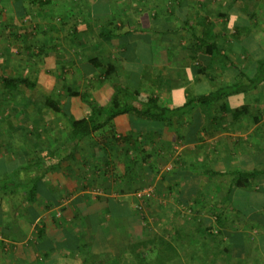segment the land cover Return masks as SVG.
<instances>
[{"label":"crops","instance_id":"obj_1","mask_svg":"<svg viewBox=\"0 0 264 264\" xmlns=\"http://www.w3.org/2000/svg\"><path fill=\"white\" fill-rule=\"evenodd\" d=\"M22 6L29 9L16 0L0 3V13L6 16L0 23L11 35L5 37L4 32L0 37V76L22 77L33 70L43 76L49 65L65 66L71 75L89 77L90 87L99 93L97 104L103 107L111 106L114 84L95 82L105 72L90 63L93 58L115 63L112 82L124 77L132 91L141 90V98L158 97L164 107L181 106L193 97L231 86L239 79L238 68L252 76L256 62L264 58V0H90L73 21H67L71 18L67 14L70 24L64 28L72 36L77 30L74 39L64 40L57 23L41 20L45 23L39 25L54 36L50 43L57 46L43 56L42 48L33 52L30 46L44 43H31L30 24L19 22L26 13ZM30 9L36 12V7ZM118 18L117 27L125 25L132 31L121 36L119 30L110 41L101 37L105 23ZM192 33L199 38L216 35L215 44L238 68L216 60L212 55L217 56V50L210 55L193 48ZM21 38L24 44L11 55L14 40ZM21 58L27 66L21 69L18 63L16 72L13 60ZM52 58L65 62L47 63ZM38 86L51 91L42 80ZM2 92L0 80V100ZM29 103L23 115L14 112L10 103L0 104L4 113H0V264H135L128 247L145 238L146 228L135 212L132 189L142 179H158L161 171L156 159L144 163L146 153L136 145L140 135H154L153 141L165 139L158 151L165 156L172 154L177 139H184L175 173L162 175L166 189L177 190L174 197L185 206L195 202L197 211L204 208L198 205L209 201L212 206L206 210L221 204L226 210L231 225L224 233L230 254L213 256V264H264V173L242 188L231 187V176L206 174L208 169L264 171V84L224 97L210 109L196 103L171 123L118 116L107 133L93 134L77 148L60 144L69 129L64 117L49 111L39 114L38 101ZM245 106L249 114L237 123L232 112ZM69 108L74 118L90 114L82 102H70ZM114 136L121 142H113ZM124 139L136 146L135 151L130 142L122 143ZM151 148L156 150L154 144ZM127 150L137 157L134 167L125 164ZM131 171L137 178L134 184L124 175ZM207 222L215 226L211 219Z\"/></svg>","mask_w":264,"mask_h":264},{"label":"trees","instance_id":"obj_2","mask_svg":"<svg viewBox=\"0 0 264 264\" xmlns=\"http://www.w3.org/2000/svg\"><path fill=\"white\" fill-rule=\"evenodd\" d=\"M19 2H26L29 3L31 7L35 5H41L48 6L52 5L51 3H54V0H16ZM90 2V0H58V5L62 6L65 5L66 12L59 11L56 9L55 16L51 18V20L57 24L56 26L60 27V24L67 25L70 24L68 22H71V20L68 17L67 14L71 16L75 11H79V13L84 12L87 7L86 5ZM70 4V5H69ZM21 5V4H20ZM28 8H23V10L26 11V13L21 14V21L25 24L26 22L30 21L29 19L32 18V11ZM43 12V9L40 8ZM74 11V12H72ZM45 12V11H44ZM48 16V14H47ZM45 17V19L47 18ZM67 22V23H66ZM117 22H121L118 18L117 20L107 21L105 23V29L101 32V37L107 38L108 41H110L112 38L116 37L121 30L122 34L121 36H125L129 34L132 30L129 28H126L125 25L123 27H117ZM72 25V24H71ZM74 25V24H73ZM72 25V26H73ZM44 25H40L42 27ZM71 26V28H72ZM76 26V25H75ZM39 27V26H38ZM36 25H34V28H38ZM66 28V26H64ZM78 27V26H77ZM45 28V33L42 31L43 29H40L38 32L40 34L37 37H32L30 34H35L34 30L31 28L32 33H28L27 37H32L33 40L31 43H34L37 45L39 43L43 44L42 47H33L30 46V48L33 50V52L39 48H42V55L47 54L49 55L54 51L56 47L52 46L50 43L53 41V35L50 32V29ZM120 28V29H119ZM123 30V31H122ZM134 30V29H133ZM43 32V33H42ZM69 34V35H68ZM75 35H77V30L74 31V34L72 36V33H65L64 40L70 39L72 36V39H74ZM208 35V34H207ZM35 36V35H34ZM44 37V38H42ZM52 37L51 39H49ZM212 38V39H211ZM192 47L197 50H203L208 52V54L212 55L214 53L216 55H212L218 59L220 62L223 61L224 63H229V65L232 68L237 69L238 67L232 63V60L228 58V56L225 54V52L218 47L215 44L216 41V35H212L210 37L204 35L203 37L199 38L194 33H192ZM46 42H48L46 44ZM71 40V39H70ZM212 41V43H210ZM49 44V45H48ZM61 46V45H60ZM56 50V49H55ZM213 50H217V52H212ZM32 52V53H33ZM198 51H196V56H193V61L197 58ZM34 57H37L36 54H34ZM32 57V58H34ZM46 57V56H45ZM38 58L40 56L38 55ZM215 58L212 60L215 61ZM43 63L46 59H43ZM31 61V60H29ZM32 63L35 62V59L31 61ZM36 62L39 63L38 59H36ZM90 63L96 68H101L102 73L101 76L97 77V81H95L97 84H103L104 82L107 83H113V90L110 94L111 96V106L109 107H103L97 104V100L99 99V93H95V88L90 87L89 83V77L88 76H79L78 79L73 78L72 81H69L67 83L61 81L62 78L61 75H64L63 73H67V69L65 66H62L61 68H57L53 72V77L55 78L54 82L56 83L53 87H51V91L45 92L42 90H38L39 83L42 80L41 75H37L34 72H30L26 76L22 77H9L6 74H3L0 76L1 85L3 87V92L1 93L2 99L0 100V104L2 102L10 103L12 105V109L14 112H19V114H27V111L31 103L29 101H38L36 110L40 112L45 116L47 113L46 111H49L54 114H58L61 117L65 118V122L69 123V129L63 136L62 140L60 141L61 146L65 147H75L77 148L79 144L90 137L93 134L98 133H107L105 130L106 128L113 126L110 125L113 120L122 115H126L128 117H136L140 120H146V121H154V122H162V123H171L174 119L180 118L185 116L189 111L193 110V105L198 103L203 107H206L208 109L211 108V105L213 103L218 102L220 99L224 97H228L234 94H237L241 92L242 90H255L260 85L264 84V58L259 59L256 62V72L252 76H246L243 75L240 68L239 70V79L235 83H233L231 86H226L224 88L219 89L216 92H212L206 95L193 97L192 99H189L186 104L176 107H164L160 105V100L158 97L149 96L145 98L142 97L141 90H133L128 86L125 85L127 79L124 81V77L119 79L117 83L112 82L113 78H115V75L113 76L114 72L117 70L115 63L111 61L110 59H103L100 60L99 58H93L90 59ZM74 76L71 74H65L63 78L67 77L68 80H70V77ZM76 76V75H75ZM74 76V77H75ZM243 79L246 80L245 85H243ZM53 80V79H52ZM43 81V80H42ZM59 81L62 83L60 85ZM60 86V87H58ZM37 88V89H36ZM99 89V87H97ZM40 93V97L35 99L29 97L28 94H33V92ZM61 90V91H60ZM70 98H77L79 101L82 102V104L86 105L89 108V116L88 117H80V118H74L71 113H69V103L66 102V105L64 106L61 102L62 99V93ZM28 95V96H27ZM26 101V104H20L18 105V101ZM132 101L133 103H130ZM138 103L139 106L133 105L134 103ZM249 107H242L241 109H236L232 112L233 119L237 121V123L240 122V119L249 114ZM30 113H28L29 115ZM107 116V120H104V117ZM113 132V131H109ZM114 133V132H113ZM112 134V133H111ZM152 136L154 135H140L139 139H136V145L140 149H142V152H145V158L144 163H151L155 159L154 156H156V150L154 148H151V142H152ZM113 142L116 143L121 142L122 139L116 138L115 136L112 138ZM99 141H101V137H99ZM127 142L125 139L122 141V143ZM136 158L130 156L129 151L127 150V153L124 157L125 164L131 165L134 167L136 165ZM152 167V166H151ZM127 172L130 170L129 168L126 169ZM264 173L263 170H253V171H240V170H233L225 173H219V172H213L209 169L206 171V174L208 176H231L233 178V185L232 188H242L246 185H250L254 180ZM126 177V180L128 179L131 183L136 178V175L132 174V171L129 173L124 174ZM140 179V177H138ZM142 182L138 181L137 186H134L132 189V194H134L136 200L138 203L140 200H147L150 197L143 196L138 197L137 193L142 191L143 189L148 188L145 182L148 180H141ZM163 181V180H162ZM149 182V181H148ZM134 184V183H132ZM151 185V184H150ZM2 188L0 187V190ZM152 194V193H151ZM149 196V195H148ZM136 201V208L135 212L138 211V203ZM221 207V205L219 206ZM218 207V208H219ZM191 208V207H190ZM218 208H214L215 210L214 214H212L215 217V226H210L207 228H201L198 230V232L201 234L202 238L207 239L206 243H200V241H196L193 239L192 234H188L181 228L173 227V224L175 223L173 221L175 217V213L172 212V214L167 213H160L157 216L158 225L160 222H162V227L159 229L158 232H154L153 234H149L144 236V239H141L139 242H135L129 245L128 251L130 255L133 256V260L135 264H175L178 259L181 257L184 258V262L186 264H213V256L214 257H221L223 255L230 254V251L228 249L229 242L226 241L225 237L227 233H224L228 226H230V220L226 217V210H219ZM195 211V210H194ZM142 221L147 224L148 219L146 217L142 218ZM234 222L232 221V224ZM145 225V224H144ZM177 228V229H175ZM215 246L216 248H214ZM227 246V247H226ZM1 249V248H0ZM2 251H0L1 253Z\"/></svg>","mask_w":264,"mask_h":264},{"label":"rangeland","instance_id":"obj_3","mask_svg":"<svg viewBox=\"0 0 264 264\" xmlns=\"http://www.w3.org/2000/svg\"><path fill=\"white\" fill-rule=\"evenodd\" d=\"M7 1V0H5ZM58 0H54V3H51L52 5H48V6H39L38 4L35 5L34 7H36V12H32V18H30L28 22V24H30V28H28V33H32L31 31V28L34 30L35 34H30L32 35V37H37L40 32H38L40 29H43L42 31H44V33L46 32L45 31V28H43L44 26L40 27V22L41 23H45V22H42L41 20H44L46 21V24L49 25L51 23V18H53L55 16V13H56V9H58L59 11H62L63 9V12L66 10H64V8L66 9L65 5H58L57 3ZM128 1V0H127ZM3 2V0H0V3ZM25 4L29 5V3H27V1L25 2ZM70 5V4H69ZM30 6V5H29ZM43 9V12L41 11V9ZM45 11V12H44ZM2 12V10H1ZM74 12V11H72ZM78 15V14H81L79 13V11L77 12H74L73 14H71V20L72 18L74 17V15ZM47 18L45 19V15H47ZM4 17H6L5 15H1L0 13V22L3 21ZM73 21V20H72ZM23 22V21H21ZM49 23V24H48ZM2 23H0V37H2L4 35V32L5 33V37H10V32H7V27H4ZM34 25H36L38 28H34ZM64 26L66 25H61L60 24V29H61V33H64L63 36H65V28ZM3 29V30H2ZM3 31V32H2ZM14 33L16 30H14ZM43 33V32H42ZM2 34V35H1ZM29 35V34H28ZM35 35V36H34ZM32 37H27L29 40H33ZM39 37V36H38ZM44 38V37H42ZM49 38V37H48ZM52 37H50L49 39H51ZM45 39V38H44ZM54 39V37H53ZM15 43L12 44V52L10 53L11 55H16V52L18 51V45H21L24 44V41L23 39L21 38V40L19 41H16L14 40ZM47 40H45L46 42ZM9 54V55H10ZM54 60H50L48 59L47 60V63L50 62V64L52 63H57L59 60L56 59V58H52ZM62 62H65V60L62 58H60V63H57L56 65H62ZM18 63H22L21 65V69L22 68H26L25 63L26 61L25 60H13V65H14V68L17 72V65ZM49 65V64H48ZM57 67V66H56ZM34 69V68H33ZM46 71H45V74L42 76V80H43V83H44V87L47 86V87H53L56 83L58 82H54L55 78H52L53 77V72L56 70V69H52V67L49 65L47 67H45ZM34 73H36L35 70H33ZM64 75L68 74V72L66 73H63ZM52 75V77H51ZM64 75H61L60 78H62L61 81L67 83L69 81H72L73 78L75 79H78L79 76H71L70 77V80L67 79V77L63 78ZM53 79V80H52ZM60 85H62V83L59 81ZM60 87V86H58ZM61 91V90H60ZM62 99L63 101L67 102L70 101V102H74V103H79L81 101H79L77 98H70L68 99V97L64 94V92L62 91ZM29 97L33 98V96L35 97V99L39 98L40 96V93H38L37 91L36 92H33V94H28ZM27 95V96H28ZM146 96V94H145ZM1 114H4L3 112H0ZM128 143L131 141H127ZM165 139L163 138H158L156 140H152L151 144L153 145L154 144V147H156V156L155 159L156 161H158L160 164L159 166H161V171L159 172V178L157 179L156 177L153 178V180L150 179V181L148 182H145L146 184H149L147 185L148 187H152L153 188V191L151 192L152 194H149V196L147 197H150L148 198L147 200H140V202L138 203L139 207H138V212L137 214L143 218V217H146V219H148V222L147 224L142 222V224L144 223L145 225H143V228L145 229V235L147 234H153L156 229L157 231L162 227V222L159 223L158 225V219H157V216L164 212V213H167V214H172V212L175 213V217L173 219V221L175 222L173 224V227H177V228H181L183 230H186L187 233L190 235L192 234L193 236V239H195L196 241H200V243H206L207 239L205 238H202L201 234L198 232L199 229L201 228H207V227H210L212 225H210V222H207V221H213L215 223V217L212 215L214 214L215 210H213L214 208H210L209 210H206L207 207H210L212 206V203L210 204V201H209V204H200L198 205V208L200 209L201 206L204 207L203 209L201 208V211H197V208L195 207V202L191 205H188V206H185L184 204H181L178 200H177V197H174V193H176L177 190L174 189L173 192H169L168 189H166L165 185H164V182L162 181V175L165 174V173H173L176 169H177V166L179 165L180 161H179V156H180V153H182V150H180L183 146H184V139H177L176 142L174 143L173 145V148H172V154L168 155V156H165V155H162L160 154L158 151H161L160 148L162 145L165 144ZM127 143V144H128ZM132 144V150L136 147L135 145ZM28 145V143H27ZM135 151V149H134ZM175 173V172H174ZM151 184V185H150ZM222 196V194H221ZM217 199H219V197H217ZM176 200V201H174ZM136 203V202H135ZM222 206V204H221ZM191 207V208H190ZM219 206H215V208H218ZM220 208V207H219ZM218 208V209H219ZM222 210H224V208H220ZM195 210V211H194ZM204 217L207 218V221L204 220ZM175 228V229H177ZM152 231V232H151ZM181 260L179 262H177L176 264H183L184 262V258H180ZM255 260V259H254ZM253 261V260H252Z\"/></svg>","mask_w":264,"mask_h":264},{"label":"built area","instance_id":"obj_4","mask_svg":"<svg viewBox=\"0 0 264 264\" xmlns=\"http://www.w3.org/2000/svg\"><path fill=\"white\" fill-rule=\"evenodd\" d=\"M153 191V188L150 186L146 189H143L142 191L137 193L138 197L148 196Z\"/></svg>","mask_w":264,"mask_h":264}]
</instances>
